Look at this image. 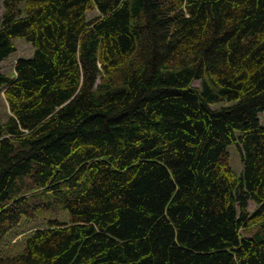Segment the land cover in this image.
Masks as SVG:
<instances>
[{"label": "trees", "instance_id": "trees-1", "mask_svg": "<svg viewBox=\"0 0 264 264\" xmlns=\"http://www.w3.org/2000/svg\"><path fill=\"white\" fill-rule=\"evenodd\" d=\"M0 91V264H264V0H0Z\"/></svg>", "mask_w": 264, "mask_h": 264}, {"label": "rangeland", "instance_id": "rangeland-1", "mask_svg": "<svg viewBox=\"0 0 264 264\" xmlns=\"http://www.w3.org/2000/svg\"><path fill=\"white\" fill-rule=\"evenodd\" d=\"M96 14H97L96 10L87 12V16L89 18L95 16ZM13 43L15 45V50L8 57H6L4 60L1 61L2 71L7 73L8 75H13L14 63L18 58L20 57L29 58L33 56L34 51H35V47L31 43L27 42V40L22 37L13 38ZM194 84H198V81H195ZM8 113H9V109L7 106V102L5 100V97L3 96V91H0V118L1 120H4ZM260 119H262L261 121H264V113L260 114ZM228 151H229V156H230V164L232 168L235 170V172L239 173L242 168V163L239 157L237 147L235 145H229ZM254 209H255V204L252 201H250L248 210L252 212ZM67 216L68 214L64 209L55 207L49 212H44L42 215L37 217L36 221L25 220V222L22 223V226L18 227L10 235H8V237L6 238V241L9 242L10 245L15 244L16 240L20 241L28 232L34 229L35 226H45L49 218H57L59 220H66ZM255 229H256L255 226H252L250 229L245 228L243 229L242 234L246 235L248 233L253 232Z\"/></svg>", "mask_w": 264, "mask_h": 264}]
</instances>
